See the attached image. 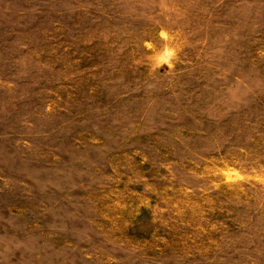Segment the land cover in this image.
<instances>
[{"label": "rangeland", "instance_id": "rangeland-1", "mask_svg": "<svg viewBox=\"0 0 264 264\" xmlns=\"http://www.w3.org/2000/svg\"><path fill=\"white\" fill-rule=\"evenodd\" d=\"M0 264H264V0H0Z\"/></svg>", "mask_w": 264, "mask_h": 264}]
</instances>
